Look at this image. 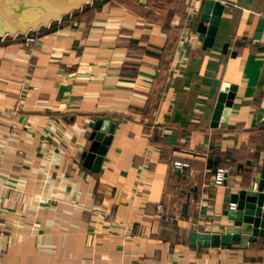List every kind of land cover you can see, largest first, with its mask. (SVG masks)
<instances>
[{
	"label": "crops",
	"instance_id": "1",
	"mask_svg": "<svg viewBox=\"0 0 264 264\" xmlns=\"http://www.w3.org/2000/svg\"><path fill=\"white\" fill-rule=\"evenodd\" d=\"M204 1L92 0L32 45L0 36V264H264V235L190 240L232 226L264 165V0H217L207 47ZM98 120L115 126L93 170Z\"/></svg>",
	"mask_w": 264,
	"mask_h": 264
},
{
	"label": "water",
	"instance_id": "2",
	"mask_svg": "<svg viewBox=\"0 0 264 264\" xmlns=\"http://www.w3.org/2000/svg\"><path fill=\"white\" fill-rule=\"evenodd\" d=\"M92 0H0V36L22 34L36 29L50 21L71 13ZM223 5L217 0H205L202 5L197 29L203 46L213 44L214 34L220 20ZM227 44L225 43L224 46ZM235 85L229 91L222 88L213 115L216 124L222 110H227L234 96ZM226 106V107H225ZM114 124L98 120L91 131L88 150L82 153L84 165L98 170L102 156L111 139ZM106 131H108L106 133ZM230 201L234 204L226 211L232 219V226L220 233L191 231V243L198 245L223 243L230 246L231 241L240 242L245 246L248 241L258 235H264V165L260 170V178L256 188L241 189L231 194Z\"/></svg>",
	"mask_w": 264,
	"mask_h": 264
},
{
	"label": "built area",
	"instance_id": "3",
	"mask_svg": "<svg viewBox=\"0 0 264 264\" xmlns=\"http://www.w3.org/2000/svg\"><path fill=\"white\" fill-rule=\"evenodd\" d=\"M36 34L37 33H36L35 29H31V30H28L27 32H25V39L30 45L34 44V42L36 40V37H37ZM174 163L177 164V165L184 164V163H181V161H179V160L174 161ZM226 176L227 175L225 174L224 169L223 168H218L217 171L214 174L213 182L216 183V184H221V183L224 182V179H226ZM159 208L162 209L161 204L159 205ZM1 233H2V230L0 229V234ZM0 253H1V251H0Z\"/></svg>",
	"mask_w": 264,
	"mask_h": 264
}]
</instances>
